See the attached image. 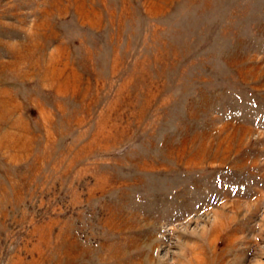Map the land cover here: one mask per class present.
<instances>
[{
	"label": "rangeland",
	"instance_id": "374dc122",
	"mask_svg": "<svg viewBox=\"0 0 264 264\" xmlns=\"http://www.w3.org/2000/svg\"><path fill=\"white\" fill-rule=\"evenodd\" d=\"M0 264H264V0H0Z\"/></svg>",
	"mask_w": 264,
	"mask_h": 264
}]
</instances>
